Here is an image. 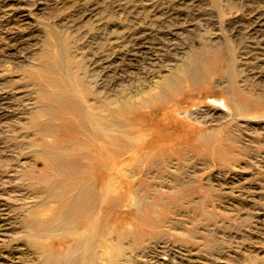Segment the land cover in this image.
I'll list each match as a JSON object with an SVG mask.
<instances>
[{
  "label": "rangeland",
  "instance_id": "374dc122",
  "mask_svg": "<svg viewBox=\"0 0 264 264\" xmlns=\"http://www.w3.org/2000/svg\"><path fill=\"white\" fill-rule=\"evenodd\" d=\"M0 264H264V0H0Z\"/></svg>",
  "mask_w": 264,
  "mask_h": 264
},
{
  "label": "bare ground",
  "instance_id": "6f19581e",
  "mask_svg": "<svg viewBox=\"0 0 264 264\" xmlns=\"http://www.w3.org/2000/svg\"><path fill=\"white\" fill-rule=\"evenodd\" d=\"M88 120V119H87ZM102 128V127H101ZM98 130V129H97ZM105 134V133H104ZM139 142V141H138ZM139 193V192H138ZM134 195V194H133ZM104 199V198H103ZM130 199V198H129ZM138 199V198H137ZM135 200V199H134ZM105 200H103V202H104ZM132 205V204H131ZM96 220V219H95Z\"/></svg>",
  "mask_w": 264,
  "mask_h": 264
}]
</instances>
